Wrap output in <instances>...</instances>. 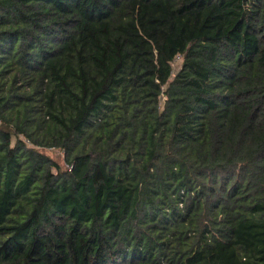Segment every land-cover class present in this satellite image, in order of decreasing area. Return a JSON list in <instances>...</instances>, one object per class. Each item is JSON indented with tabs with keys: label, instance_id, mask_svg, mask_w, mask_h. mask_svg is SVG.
Instances as JSON below:
<instances>
[{
	"label": "trees",
	"instance_id": "trees-1",
	"mask_svg": "<svg viewBox=\"0 0 264 264\" xmlns=\"http://www.w3.org/2000/svg\"><path fill=\"white\" fill-rule=\"evenodd\" d=\"M0 264H264V0H0Z\"/></svg>",
	"mask_w": 264,
	"mask_h": 264
},
{
	"label": "rangeland",
	"instance_id": "rangeland-1",
	"mask_svg": "<svg viewBox=\"0 0 264 264\" xmlns=\"http://www.w3.org/2000/svg\"><path fill=\"white\" fill-rule=\"evenodd\" d=\"M178 69V62L175 61L173 63V71H177ZM44 152L50 156L53 160L59 163L61 166H65L63 163V155L59 149H45Z\"/></svg>",
	"mask_w": 264,
	"mask_h": 264
},
{
	"label": "built area",
	"instance_id": "built-area-1",
	"mask_svg": "<svg viewBox=\"0 0 264 264\" xmlns=\"http://www.w3.org/2000/svg\"><path fill=\"white\" fill-rule=\"evenodd\" d=\"M176 60H179V57H178V56L175 57V61H176Z\"/></svg>",
	"mask_w": 264,
	"mask_h": 264
}]
</instances>
